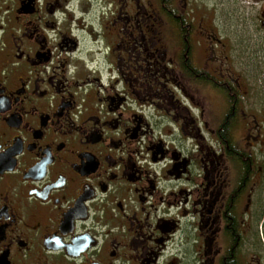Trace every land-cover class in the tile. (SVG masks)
<instances>
[{"label": "flooded vegetation", "instance_id": "flooded-vegetation-1", "mask_svg": "<svg viewBox=\"0 0 264 264\" xmlns=\"http://www.w3.org/2000/svg\"><path fill=\"white\" fill-rule=\"evenodd\" d=\"M252 35L264 0H0V264H264Z\"/></svg>", "mask_w": 264, "mask_h": 264}, {"label": "rangeland", "instance_id": "rangeland-1", "mask_svg": "<svg viewBox=\"0 0 264 264\" xmlns=\"http://www.w3.org/2000/svg\"><path fill=\"white\" fill-rule=\"evenodd\" d=\"M248 5V4H246ZM232 7V6H231ZM235 11L239 12V5L235 4ZM237 19H234L232 23H236ZM251 37V47L245 49L244 52L239 54L238 60L242 63L248 64L250 67V83H251V95L253 97H258L264 100V55L255 51L254 42H256L255 37ZM242 37L237 39L241 42ZM233 41V37H231ZM235 40V39H234Z\"/></svg>", "mask_w": 264, "mask_h": 264}]
</instances>
